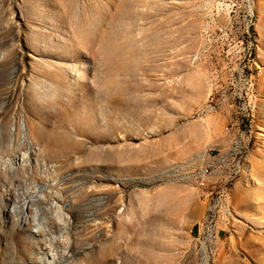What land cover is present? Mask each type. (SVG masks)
Segmentation results:
<instances>
[{
	"label": "rangeland",
	"instance_id": "obj_1",
	"mask_svg": "<svg viewBox=\"0 0 264 264\" xmlns=\"http://www.w3.org/2000/svg\"><path fill=\"white\" fill-rule=\"evenodd\" d=\"M0 264H264V0H0Z\"/></svg>",
	"mask_w": 264,
	"mask_h": 264
},
{
	"label": "bare ground",
	"instance_id": "obj_2",
	"mask_svg": "<svg viewBox=\"0 0 264 264\" xmlns=\"http://www.w3.org/2000/svg\"><path fill=\"white\" fill-rule=\"evenodd\" d=\"M56 214H57V217L59 218V220L62 222L63 217H64L62 210L59 209V211ZM41 229H44V228L41 226V224L37 223V230L39 231Z\"/></svg>",
	"mask_w": 264,
	"mask_h": 264
},
{
	"label": "built area",
	"instance_id": "obj_3",
	"mask_svg": "<svg viewBox=\"0 0 264 264\" xmlns=\"http://www.w3.org/2000/svg\"><path fill=\"white\" fill-rule=\"evenodd\" d=\"M208 172H209V170H206L205 173H208ZM201 185L204 186L205 183L202 182ZM209 238H210L211 240H212L213 238H215V236H214V230H213V229L211 230V228L209 229Z\"/></svg>",
	"mask_w": 264,
	"mask_h": 264
}]
</instances>
